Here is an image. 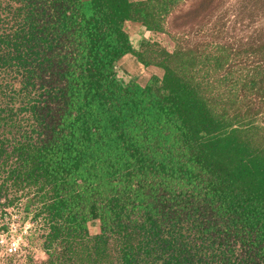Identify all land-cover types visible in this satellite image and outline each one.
Wrapping results in <instances>:
<instances>
[{
	"label": "trees",
	"instance_id": "16d2710c",
	"mask_svg": "<svg viewBox=\"0 0 264 264\" xmlns=\"http://www.w3.org/2000/svg\"><path fill=\"white\" fill-rule=\"evenodd\" d=\"M154 3L0 0V91L12 100L0 123L25 121L33 148L0 141V158L16 157L15 179L51 188L42 210L46 245L62 244L55 259L69 257L72 239L81 244L98 220L94 240L119 242L117 264H171L158 260L168 253L181 255L176 264H264V150L248 151L168 69L145 86L116 78L117 64L134 55L125 24L150 25L137 12ZM230 180L241 200L222 190ZM92 250L109 264L108 249Z\"/></svg>",
	"mask_w": 264,
	"mask_h": 264
},
{
	"label": "rangeland",
	"instance_id": "374dc122",
	"mask_svg": "<svg viewBox=\"0 0 264 264\" xmlns=\"http://www.w3.org/2000/svg\"><path fill=\"white\" fill-rule=\"evenodd\" d=\"M154 1L151 7L137 12L150 17V25L146 21L144 26L139 22L125 24L134 55L117 64V80L145 86L152 78L161 80L164 69H168L173 79L189 84L206 100L213 114L234 129L248 151L257 154V149L264 150V0ZM19 86L16 82L9 95L13 96ZM6 91H0V108L5 100L12 101ZM14 104L19 114H27L19 109V101ZM17 112L13 113L15 117ZM24 125L25 121L13 123L8 116L0 123V141L5 148L13 150L22 144L33 151ZM195 149L208 170V155L201 148ZM15 158H0V264H105L106 253H96L93 246L108 249L107 261L117 264L119 242L108 239L96 244L94 240L100 232L98 220L88 223V234L81 244L72 239L69 257L55 259L63 253L62 244L58 241V247L46 245L49 230L42 210L43 203L52 197L51 188L45 183L36 186L15 179ZM222 190L234 200L244 196L233 180ZM156 224L158 220L152 222V227ZM11 242L17 245L14 253L7 249ZM178 243L176 239L174 246ZM49 254L53 255L52 262ZM180 256L168 253L158 260L172 258L171 264H176ZM146 259L149 264H158L157 260Z\"/></svg>",
	"mask_w": 264,
	"mask_h": 264
},
{
	"label": "built area",
	"instance_id": "2783aa9c",
	"mask_svg": "<svg viewBox=\"0 0 264 264\" xmlns=\"http://www.w3.org/2000/svg\"><path fill=\"white\" fill-rule=\"evenodd\" d=\"M8 251L9 253H14L17 249V245L15 242H11L9 245H8Z\"/></svg>",
	"mask_w": 264,
	"mask_h": 264
},
{
	"label": "crops",
	"instance_id": "0c3cea01",
	"mask_svg": "<svg viewBox=\"0 0 264 264\" xmlns=\"http://www.w3.org/2000/svg\"><path fill=\"white\" fill-rule=\"evenodd\" d=\"M122 62V61H121Z\"/></svg>",
	"mask_w": 264,
	"mask_h": 264
}]
</instances>
